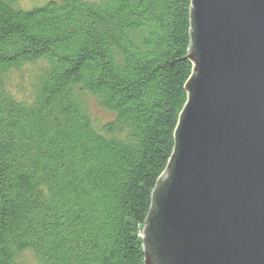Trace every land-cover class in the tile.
<instances>
[{
    "label": "trees",
    "instance_id": "obj_1",
    "mask_svg": "<svg viewBox=\"0 0 264 264\" xmlns=\"http://www.w3.org/2000/svg\"><path fill=\"white\" fill-rule=\"evenodd\" d=\"M15 3L0 0V264H145L193 68L190 0ZM86 96L111 118L96 126Z\"/></svg>",
    "mask_w": 264,
    "mask_h": 264
},
{
    "label": "water",
    "instance_id": "obj_2",
    "mask_svg": "<svg viewBox=\"0 0 264 264\" xmlns=\"http://www.w3.org/2000/svg\"><path fill=\"white\" fill-rule=\"evenodd\" d=\"M192 71L145 264H264V0H190Z\"/></svg>",
    "mask_w": 264,
    "mask_h": 264
},
{
    "label": "rangeland",
    "instance_id": "obj_3",
    "mask_svg": "<svg viewBox=\"0 0 264 264\" xmlns=\"http://www.w3.org/2000/svg\"><path fill=\"white\" fill-rule=\"evenodd\" d=\"M15 5L21 9H30L35 6H40L45 4L49 0H15ZM38 72V67L35 66H26L20 72H17L13 75L11 79L12 88H14V93L18 95L26 96L30 90V81L34 77L35 73ZM21 92V94H20ZM84 105L91 115L92 118L96 120V126H100L105 121L111 118L110 114L103 110L97 103V101L91 97H84ZM23 262L26 264H37L36 258L33 254L26 253L22 258Z\"/></svg>",
    "mask_w": 264,
    "mask_h": 264
}]
</instances>
